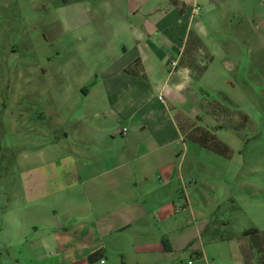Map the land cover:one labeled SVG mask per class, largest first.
I'll return each mask as SVG.
<instances>
[{
  "label": "rangeland",
  "instance_id": "rangeland-1",
  "mask_svg": "<svg viewBox=\"0 0 264 264\" xmlns=\"http://www.w3.org/2000/svg\"><path fill=\"white\" fill-rule=\"evenodd\" d=\"M126 7V0H0V264H37L40 259L66 264L57 260L53 241L45 239L48 248L40 247L49 233L35 229L36 220L57 227L52 220L60 213L57 203L63 197L31 204L32 173L47 167L45 163L57 164L68 151H84L87 138L101 128L104 100L85 93L97 83V69L122 51L115 39L106 49L96 26L140 23L125 15ZM196 20L205 27L202 72L189 86L191 120H177L183 131H209L229 147L230 156L185 137L176 147L183 174L181 201L175 204L178 220L172 232L168 221H154L152 228L173 235L172 251L134 253L133 245L145 242L144 220L119 238L126 246L124 256L118 254L117 238L109 240L116 254L107 256L106 264L264 260L252 254L253 241L242 237L252 228L264 232V3L229 13L201 11ZM95 144L96 150L106 148L102 142ZM167 194L168 189L158 192L145 210L158 209ZM149 217L154 219L152 211ZM210 223L212 230L202 237L199 227Z\"/></svg>",
  "mask_w": 264,
  "mask_h": 264
},
{
  "label": "crops",
  "instance_id": "crops-1",
  "mask_svg": "<svg viewBox=\"0 0 264 264\" xmlns=\"http://www.w3.org/2000/svg\"><path fill=\"white\" fill-rule=\"evenodd\" d=\"M126 2L125 15L137 18L140 23L96 26L99 36L105 39L106 49L115 39L118 42L115 46L122 51L97 69L98 81L85 93L104 100L99 110L104 119L101 128L87 138L88 147L84 151H68L57 164L45 163L47 167L32 173L35 182L30 188L31 204L37 205L41 199L53 203L52 198L59 194L63 197L57 203L60 213L54 214L52 220L57 227L50 225L51 221L36 220L35 229L49 233L39 241L40 247L48 248L45 239L53 241L59 251L57 260H66V264H106L107 256L116 254L110 249L109 240L116 238L119 241L116 248H121L118 254L124 256L126 246L119 238H126L144 220L145 242L134 244V253L172 251L173 235H167L163 229L156 233L152 228L154 221L162 224L168 221L172 232L178 220L175 204L181 201L183 174L182 155L176 147L184 144L185 135L177 118L191 120L187 105L193 102L188 95L193 70L189 64H199L205 51V27L196 20V15L217 9L229 13L249 4L260 8L264 0ZM191 32L203 49L196 50L188 43ZM135 63L134 71L126 73ZM95 142L106 144L105 150H96ZM111 144L116 148L109 149ZM158 178L162 183L156 182ZM166 189V199L158 209L150 210L154 218L150 220L145 204L151 207L158 192L164 193ZM189 201L187 196L186 205ZM207 225L199 227V234ZM96 253L98 256L89 262L88 257ZM37 264L56 263L40 259Z\"/></svg>",
  "mask_w": 264,
  "mask_h": 264
},
{
  "label": "trees",
  "instance_id": "trees-1",
  "mask_svg": "<svg viewBox=\"0 0 264 264\" xmlns=\"http://www.w3.org/2000/svg\"><path fill=\"white\" fill-rule=\"evenodd\" d=\"M189 44H192L196 50L203 49L202 44L200 40L197 38V36L191 32L189 34ZM192 67L193 70V77L198 76L202 72V68H199V64L196 63H190L189 64ZM137 66V63L134 64L133 68L126 69V73L133 72L135 67ZM184 129H182L183 131ZM233 130L236 131L235 128ZM183 134L187 139H189L191 142L197 144L198 146L213 152L217 155H220L222 157L228 158L230 156V149L228 146L220 142L217 137H215L213 134H211L209 131L202 129V128H194L190 127L189 131H183ZM211 223L207 225V227L203 230L202 237L206 236L207 233H209L210 230H212V226L210 227ZM242 237H249L251 241H253V247H252V254H258L261 256H264V245H260L262 242V239L264 238V232L261 233L257 229H250L242 234ZM212 240L217 239V237L213 236L211 238ZM218 239L224 240L222 237H219ZM98 254H93L88 257L89 262L92 261L94 258H96ZM260 264H264V260H261Z\"/></svg>",
  "mask_w": 264,
  "mask_h": 264
},
{
  "label": "built area",
  "instance_id": "built-area-1",
  "mask_svg": "<svg viewBox=\"0 0 264 264\" xmlns=\"http://www.w3.org/2000/svg\"><path fill=\"white\" fill-rule=\"evenodd\" d=\"M198 10H199V8L196 7V8H195V11H198ZM171 64H172V66H175L176 63H175V62H172ZM125 131H126V130L124 129L123 132H125ZM102 263H103V261H102Z\"/></svg>",
  "mask_w": 264,
  "mask_h": 264
}]
</instances>
